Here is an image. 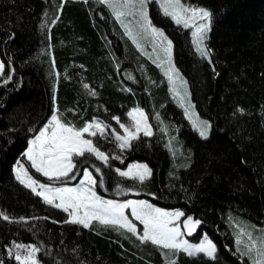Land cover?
<instances>
[{"label": "trees", "instance_id": "1", "mask_svg": "<svg viewBox=\"0 0 264 264\" xmlns=\"http://www.w3.org/2000/svg\"><path fill=\"white\" fill-rule=\"evenodd\" d=\"M63 1L0 0V264H30L27 252L34 264H253L236 248L234 223L261 229L254 237L264 243V0H181L208 13L204 51L150 1L193 107L210 122L206 138L171 96L163 69L129 35L139 17L134 9L127 8L128 18L103 0ZM136 108L148 114L152 135L139 133L123 149L95 137L124 164L87 152L75 157L71 175L54 180L26 160L54 113L78 130L97 120L122 133ZM170 134L181 148L177 158ZM127 162L145 163L150 176L122 177ZM24 163L46 184H71L87 168L100 195L180 210L199 223L198 236L207 234L216 254L190 255L117 226L72 222L18 179L16 167Z\"/></svg>", "mask_w": 264, "mask_h": 264}, {"label": "rangeland", "instance_id": "2", "mask_svg": "<svg viewBox=\"0 0 264 264\" xmlns=\"http://www.w3.org/2000/svg\"><path fill=\"white\" fill-rule=\"evenodd\" d=\"M103 1L115 9L118 7L127 11L124 14V11L120 12L118 9L119 16L132 18L133 14L127 8L134 9L139 14L138 21L133 20L137 23L134 25L137 26H132V21L129 24V35L140 51L163 69L171 96L178 100L185 117L192 122V126L199 134L204 138L208 137L210 122L200 117L193 107L189 84L173 61V43L165 32L155 27L152 22L149 5H151L150 1L154 0ZM156 1L160 3L167 16L190 30L192 43L195 42L203 51L207 48L203 43L204 40L206 41L205 33L208 29L210 31V18L206 11L189 7L181 0ZM123 25L126 27L125 22ZM3 69V62L0 59V76L3 74ZM129 117L130 123H121L122 133H119L115 129L110 131L106 125L97 120L87 123L83 129L78 130L63 123L54 113L39 134L31 140L25 154L26 160L35 171L54 180L71 175L75 168V157L87 152L94 154L102 163L113 159L124 164L122 155L114 154L109 158V155L97 146L95 137L99 135L107 148L115 144L123 149L139 133L152 135V123L144 109H132ZM166 125L171 132L169 124ZM169 141L173 157L177 158L181 148L176 136L171 135ZM125 166L119 171L122 177L146 179L150 176V170L145 163L127 162ZM16 175L22 183L45 201L66 210L72 222L87 227L95 222L117 226L160 246L183 250L190 255L204 254L214 257L216 254V247L210 237L207 234L198 236L199 223L193 218H185L180 210L160 208L148 199L118 200L100 195L96 190V180L90 169L86 168L83 175L76 180L73 176L74 182L71 184L43 183L32 176L25 163L17 165ZM234 228L237 250L249 257L253 264L264 263V243L254 237V234L259 233L257 230L261 229H248L239 222L234 223ZM26 255V260L34 264L33 253L27 252Z\"/></svg>", "mask_w": 264, "mask_h": 264}]
</instances>
